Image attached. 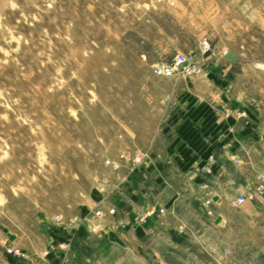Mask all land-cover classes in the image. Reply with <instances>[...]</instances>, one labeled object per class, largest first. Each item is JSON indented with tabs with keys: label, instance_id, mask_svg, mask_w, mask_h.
Returning <instances> with one entry per match:
<instances>
[{
	"label": "rangeland",
	"instance_id": "rangeland-1",
	"mask_svg": "<svg viewBox=\"0 0 264 264\" xmlns=\"http://www.w3.org/2000/svg\"><path fill=\"white\" fill-rule=\"evenodd\" d=\"M204 39L260 88L264 0H0V264L46 248L52 225L159 144L175 85L153 66Z\"/></svg>",
	"mask_w": 264,
	"mask_h": 264
},
{
	"label": "crops",
	"instance_id": "crops-1",
	"mask_svg": "<svg viewBox=\"0 0 264 264\" xmlns=\"http://www.w3.org/2000/svg\"><path fill=\"white\" fill-rule=\"evenodd\" d=\"M215 47L205 55L199 41L191 58L200 74L169 78L159 144L52 225L46 248L7 254L5 264H264V83L258 89L238 56Z\"/></svg>",
	"mask_w": 264,
	"mask_h": 264
},
{
	"label": "built area",
	"instance_id": "built-area-1",
	"mask_svg": "<svg viewBox=\"0 0 264 264\" xmlns=\"http://www.w3.org/2000/svg\"><path fill=\"white\" fill-rule=\"evenodd\" d=\"M201 47L205 54H211L213 52L212 43L208 39H204L201 43ZM202 71L201 65L191 59L185 53H177L168 61H163L153 66V72L158 77L171 78L174 76H191L196 73H200ZM143 155L137 154L133 157L132 160L140 161ZM132 158V157H131ZM130 159V157H129ZM259 184L257 186L258 193L262 194L264 192V174H260L258 176ZM245 196H239L235 200V204L239 205L245 202ZM116 210L111 209L110 214H115ZM166 210L164 208H160L159 210L150 209L146 213L140 214L138 216V221L140 223H145L147 221L148 216L150 215H158L162 216ZM97 214L103 215V211H97ZM9 254H13L14 256L23 257L24 253L20 249H16L11 247L8 249Z\"/></svg>",
	"mask_w": 264,
	"mask_h": 264
},
{
	"label": "water",
	"instance_id": "water-1",
	"mask_svg": "<svg viewBox=\"0 0 264 264\" xmlns=\"http://www.w3.org/2000/svg\"><path fill=\"white\" fill-rule=\"evenodd\" d=\"M263 197H264V194H263ZM220 220H221V219H220V218H218V219H217V222H219Z\"/></svg>",
	"mask_w": 264,
	"mask_h": 264
}]
</instances>
